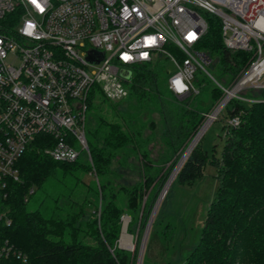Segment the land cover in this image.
I'll return each mask as SVG.
<instances>
[{
  "label": "trees",
  "instance_id": "1",
  "mask_svg": "<svg viewBox=\"0 0 264 264\" xmlns=\"http://www.w3.org/2000/svg\"><path fill=\"white\" fill-rule=\"evenodd\" d=\"M205 19L208 30L198 49L210 58V66L215 59L235 83L253 55L229 50L221 20L208 13ZM134 70L127 84L129 107L120 110L122 101H109L114 119L100 117L91 133V161L84 154L73 163L55 162L45 154L53 138L44 135L19 159L20 180L10 181L6 201L11 224L0 223V250L11 246L25 259L11 253L0 256V264H135V255L117 247L122 218H131L129 232L140 221L142 232L180 155L226 94L215 85L201 101H197L200 94L178 98L167 88L168 72L156 64ZM254 91L258 93L233 98L223 108L228 120L239 118V125L223 127L222 156L209 158L218 168L220 184L185 264H264V88H249L245 94ZM95 95L101 103L108 101L101 93L91 94L88 109ZM147 109L158 112L162 120V139L169 151L162 166L151 159V138L144 136L147 123L138 111ZM149 127L154 128L152 120ZM207 156L200 143L196 145L175 182L185 186L201 176ZM132 158L141 164V178L132 187L120 185L118 169L127 167ZM38 190L44 191L43 199L30 209ZM156 226L157 218L145 249V260L154 262L167 255L175 235L170 225L162 231Z\"/></svg>",
  "mask_w": 264,
  "mask_h": 264
},
{
  "label": "built area",
  "instance_id": "2",
  "mask_svg": "<svg viewBox=\"0 0 264 264\" xmlns=\"http://www.w3.org/2000/svg\"><path fill=\"white\" fill-rule=\"evenodd\" d=\"M201 11L221 20L229 50L253 55L231 89L216 85L234 98L264 88V0H0V223L11 224L9 183L20 180L17 163L38 137L53 138L45 154L55 162L91 161V94L125 100L132 70L159 58L174 65L166 80L174 96L199 94L196 73L211 63L198 49L208 30ZM11 253L25 259L11 246L0 250Z\"/></svg>",
  "mask_w": 264,
  "mask_h": 264
},
{
  "label": "rangeland",
  "instance_id": "3",
  "mask_svg": "<svg viewBox=\"0 0 264 264\" xmlns=\"http://www.w3.org/2000/svg\"><path fill=\"white\" fill-rule=\"evenodd\" d=\"M200 13L205 17L204 12L201 11ZM213 61L214 62L211 66H206L207 73L202 70H198L196 73L194 85L200 91V95H198L197 101H201L205 94H211V91L215 87L216 83H219L226 89H231L236 84V82L231 83V77L229 75L223 74L220 65L216 63L215 59ZM156 66L158 68H162L164 72L174 70V65L166 59L159 58ZM134 72L135 70L133 69L132 74ZM260 83L264 84V74L260 76ZM245 90L241 91L242 93L240 92L236 95L238 97L249 95L254 96L256 93H258L257 91H254L245 94ZM101 100L102 98L100 96L95 95V98L92 99V102L89 105V109L87 111L86 135L88 141L91 140V133L96 127L100 117H106L108 119L113 120L115 116L114 108L112 107L113 105L109 103V100L104 101V103H101ZM126 101L127 100L125 99L120 103V106H118V108L120 107V110H125L129 107V103H126ZM138 113L141 115V120L143 119V121L147 123V128L144 132V136H149L151 138L149 142V152L151 155V159L156 165L159 164L160 166H162L161 160L165 155L169 154V151L162 139L163 125L161 117L158 112L150 111V109H147L145 111L140 110L138 111ZM226 115V109L223 110V112L220 111L217 116V119L212 121L211 123H208V125L202 132V136L198 140L197 145L200 143L202 150L207 152L208 155V161L204 166L203 174L196 178L191 184L185 186L177 184L174 179L160 202V205L155 215V218H157L158 220V226H156L155 228L158 231H162L165 226L170 225L175 230L173 246L164 258L156 262L148 261L147 259L145 260L144 251L143 260L141 264H185L188 255L191 253V251L197 244L209 204L215 197L220 184L218 168L209 162V158H211L213 155H216L217 157L222 156L223 147L225 143V131L223 127L227 124L228 121ZM150 120L154 122V128L149 127ZM140 166L141 164L137 160V158H132L128 162L127 167H122L118 169L121 177L117 179V183L120 185H126L128 187H132L137 184L141 178ZM43 196V190L36 191V194L30 199L29 208L36 209L41 200L43 199ZM125 217L128 220L126 231L134 243V248L131 250L121 246L123 226L120 238L117 243V247L119 249L131 252L132 256L135 255V264H137L139 250L149 220L145 227L142 228V232L140 221L134 226H132V231L129 232L128 228L131 218L127 215L124 216L122 218L123 225Z\"/></svg>",
  "mask_w": 264,
  "mask_h": 264
},
{
  "label": "water",
  "instance_id": "4",
  "mask_svg": "<svg viewBox=\"0 0 264 264\" xmlns=\"http://www.w3.org/2000/svg\"><path fill=\"white\" fill-rule=\"evenodd\" d=\"M125 78H129L130 77V72H124L122 74ZM234 95V94H233ZM228 96L229 94H227V96L222 100V102L218 105L217 107V110H219V112L224 108V106L231 100V99H228ZM235 96V95H234ZM234 96H232L231 98H234ZM215 111V112H216ZM217 112V113H219ZM207 126V123L204 124L202 126V128L199 130V132L197 133V135L194 137V139L192 140V142L190 143V145L188 146V148L186 149V152L187 155H186V158L182 161V158L180 159L178 165L176 166V168L174 169L173 173L171 174L168 182L166 183L162 193L160 194L155 206H154V209H153V212L151 214V217L149 219V222H148V226L146 228V231H145V234H144V237H143V240H142V244H141V247H140V250H139V254H138V262L137 264H141L142 263V260H143V255H144V251H145V248H146V243H147V240H148V236H149V233H150V229H151V226H152V223H153V220L155 218V215H156V212L158 210V207L160 205V202L162 200V198L164 197V195L166 194L167 192V189L168 187L170 186V184L173 182V180L175 179L177 173L179 172L180 168L182 167V165L184 164V162L186 161V159L188 158V156L190 155V153L192 152V150L195 148V146L197 144H193L194 140H196V137L198 136V134L203 131L205 129V127ZM198 143V142H197ZM184 153V154H185ZM126 218V217H125ZM124 218V220H125ZM127 219V218H126ZM123 231H124V225H123Z\"/></svg>",
  "mask_w": 264,
  "mask_h": 264
},
{
  "label": "bare ground",
  "instance_id": "5",
  "mask_svg": "<svg viewBox=\"0 0 264 264\" xmlns=\"http://www.w3.org/2000/svg\"><path fill=\"white\" fill-rule=\"evenodd\" d=\"M232 95H233V94H229L228 99H230V98L232 97ZM217 112H219V110H218ZM217 112H216V113H217ZM216 113H215L214 115H211V118H210V119H211L212 121H213V119H214ZM211 120H209L210 123H211ZM209 122H208V123H209ZM202 132H203V131H201V132L198 134V136L196 137V140H194V142H193L194 145L197 144L198 140H199L200 137L202 136ZM185 152H186V151H185ZM186 155H187V153L183 154V156L181 157V158H182V161L186 158ZM179 161H180V160H179ZM178 163H179V162H178ZM177 165H178V164H177ZM127 225H128V220L125 218V220H124V231H123V235H122V238H121V246L124 247V248H128V249H131V250H132V249L134 248V243H133L131 237L127 234V231H126Z\"/></svg>",
  "mask_w": 264,
  "mask_h": 264
},
{
  "label": "snow or ice",
  "instance_id": "6",
  "mask_svg": "<svg viewBox=\"0 0 264 264\" xmlns=\"http://www.w3.org/2000/svg\"><path fill=\"white\" fill-rule=\"evenodd\" d=\"M33 2H35V0H33Z\"/></svg>",
  "mask_w": 264,
  "mask_h": 264
}]
</instances>
